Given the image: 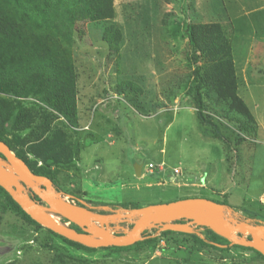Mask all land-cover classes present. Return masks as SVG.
Wrapping results in <instances>:
<instances>
[{"label":"rangeland","instance_id":"374dc122","mask_svg":"<svg viewBox=\"0 0 264 264\" xmlns=\"http://www.w3.org/2000/svg\"><path fill=\"white\" fill-rule=\"evenodd\" d=\"M189 22L221 24L254 130L238 131L214 95L204 98L206 119L199 121L193 72L197 65L202 75L212 62L199 49L191 53ZM108 23L104 30L122 33L117 46L106 38V23L88 22L65 45L77 74L80 147L77 169L59 174L63 189L92 203L140 206L207 198L264 223V0H114ZM175 237L180 242L162 238L139 250L86 253L0 205V264H264L252 251L191 247L190 239Z\"/></svg>","mask_w":264,"mask_h":264},{"label":"trees","instance_id":"16d2710c","mask_svg":"<svg viewBox=\"0 0 264 264\" xmlns=\"http://www.w3.org/2000/svg\"><path fill=\"white\" fill-rule=\"evenodd\" d=\"M113 17L114 0H0V140L34 174L49 178L57 190L93 206L131 209L140 205L134 202L92 203L77 192L65 191L59 182L62 171L77 169L75 160L80 147L79 138L76 137L79 130L77 74L65 45L73 44L75 34H83V23L96 26L106 23L101 25L104 30ZM104 31H108L106 38L112 39L115 46L121 42L119 28L110 27ZM185 34L191 53L199 49L212 62L202 75L197 65L193 72V101L199 121L206 119L204 98L214 95L223 107L225 116L238 131L245 133L254 130V117L238 95L239 82L232 44L221 24L189 22L185 26ZM25 98H35L39 102L32 101L27 105L23 100ZM55 120L58 124L52 127ZM207 123H210L213 135L216 134V126L211 118ZM0 198L3 200L0 201L2 209L18 215L28 226L35 230L43 228L61 243L86 253L97 249L116 253L139 250L157 244L162 238L166 244L180 242L177 237L172 238L173 235L181 236L184 241L191 240V247L200 246L220 252L230 249L225 238L207 227L200 228L202 237L169 230L155 235L157 228H152L143 232L142 240L128 246L90 248L39 225L2 187ZM33 199L40 202L37 196H33ZM217 202L235 209L226 202ZM75 203L81 205L76 200ZM98 212L107 213L104 210ZM61 221L66 222L65 219ZM69 225L81 232L74 224ZM216 243L225 247L221 248ZM232 247L252 251L254 257L264 260V256L252 248ZM62 259L61 255L60 263Z\"/></svg>","mask_w":264,"mask_h":264},{"label":"water","instance_id":"95a60500","mask_svg":"<svg viewBox=\"0 0 264 264\" xmlns=\"http://www.w3.org/2000/svg\"><path fill=\"white\" fill-rule=\"evenodd\" d=\"M0 155V187L39 225L86 247L128 246L142 240L143 232L152 228H157L156 234L169 230L202 237L200 228L207 227L230 246L249 247L264 256V223L254 222L228 205L189 197L131 209L93 206L57 190L49 178L34 174L1 140ZM135 172L140 176L141 164H135Z\"/></svg>","mask_w":264,"mask_h":264},{"label":"built area","instance_id":"2783aa9c","mask_svg":"<svg viewBox=\"0 0 264 264\" xmlns=\"http://www.w3.org/2000/svg\"><path fill=\"white\" fill-rule=\"evenodd\" d=\"M152 167H153V164L149 163L148 164V168L150 169V171H151ZM173 173L174 174H179V170L177 168H174L173 169Z\"/></svg>","mask_w":264,"mask_h":264},{"label":"flooded vegetation","instance_id":"af4514ba","mask_svg":"<svg viewBox=\"0 0 264 264\" xmlns=\"http://www.w3.org/2000/svg\"><path fill=\"white\" fill-rule=\"evenodd\" d=\"M66 193V192H65ZM73 202H75V200H73Z\"/></svg>","mask_w":264,"mask_h":264},{"label":"bare ground","instance_id":"6f19581e","mask_svg":"<svg viewBox=\"0 0 264 264\" xmlns=\"http://www.w3.org/2000/svg\"><path fill=\"white\" fill-rule=\"evenodd\" d=\"M70 226V225H69Z\"/></svg>","mask_w":264,"mask_h":264}]
</instances>
